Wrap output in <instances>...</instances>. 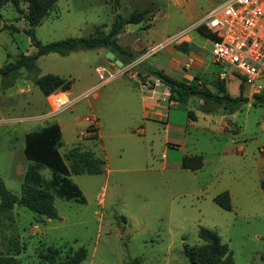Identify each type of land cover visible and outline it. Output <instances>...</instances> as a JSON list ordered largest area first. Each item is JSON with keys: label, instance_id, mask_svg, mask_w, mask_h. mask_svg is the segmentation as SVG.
<instances>
[{"label": "rangeland", "instance_id": "rangeland-1", "mask_svg": "<svg viewBox=\"0 0 264 264\" xmlns=\"http://www.w3.org/2000/svg\"><path fill=\"white\" fill-rule=\"evenodd\" d=\"M224 1L58 0L34 28L35 38L44 45L85 38L103 26L107 32L116 14L126 18L133 11L148 10L152 19L124 25L130 40L138 36L140 43L150 45L168 36L172 41L178 33H185L194 38L195 45H203L196 51L209 63L206 69H190L188 74H204V82L216 92L215 80L223 72L227 94L236 97L241 92L249 100L232 115H224L223 109H215L211 103L203 106L215 109L207 114L197 97L170 108L171 136H181L177 126L186 122L191 125L186 130V146L188 151L203 157L200 171L161 169L164 143L157 134L149 135L151 140L146 135L139 142L130 137L120 148L116 145L118 139L110 147L103 174L71 177L84 203L54 197L58 217L55 220L37 217L15 204L9 218L0 219V253H6L11 240L20 245L21 252L13 264H47L40 255L48 248L57 249L58 259H64L81 247L87 254L81 264H191L184 251L202 244L198 238L200 228L220 237L234 264H264L260 259L264 248V105L253 99L254 89L260 87L259 92L264 93V77L240 88V78L230 75L231 67L211 63L209 42L192 28ZM26 7L25 0H18V7L10 0L0 1V67L14 63L21 54L34 52L25 33ZM159 55L147 63L154 64ZM107 63L103 48L80 49L64 57L51 53L38 58L33 73L21 69L14 76L0 77V179L7 190L20 196L29 163L23 155L24 137L47 124H58L61 129V155L79 145L101 157L93 130L86 133L87 127L96 128L95 121L91 126L86 122L92 111L99 110L103 115L104 125L98 124L102 132L107 130L108 122L119 129V134H124L129 126L139 130L132 120L129 122L127 110H134L132 105L127 109L102 105L103 98L121 92L125 82L139 92L140 87L134 83L137 79L131 80L128 73L98 90V97L90 94L76 100L98 82L96 68L105 66L110 70ZM150 68L157 72L155 67ZM114 70L122 69L115 66ZM46 74L72 82L66 93L75 98L74 103L57 114L51 113L47 97L31 81ZM163 105L167 107V99ZM222 124L228 133H220ZM104 144L108 146L107 139ZM227 147L232 154L221 153ZM239 149L242 151H235ZM168 151L167 166H172L173 157L180 158L182 153L176 147ZM40 173L44 179L50 178L49 169L43 168ZM226 190L231 192L230 211L220 209L212 201Z\"/></svg>", "mask_w": 264, "mask_h": 264}, {"label": "trees", "instance_id": "trees-1", "mask_svg": "<svg viewBox=\"0 0 264 264\" xmlns=\"http://www.w3.org/2000/svg\"><path fill=\"white\" fill-rule=\"evenodd\" d=\"M57 1L25 0L27 9L23 16L28 23L25 33L30 38L34 52L27 55L21 54L14 63L0 67V77L14 76L21 69L33 73L36 70L38 58L51 53L64 57L80 49L103 48L113 53L124 66L131 62V55L118 46L117 37L122 32L124 25L139 24L145 21L147 14H149L148 10L133 11L126 18L116 14L107 32L103 30L105 27L103 26L96 28L92 34L85 38H69L43 45L35 38L34 28L41 24ZM10 2L13 6L18 7V0H10ZM197 31L202 36L207 37L201 29H197ZM154 73L155 78L169 90V100L185 104L189 98L197 97L202 100V108L206 113L220 108L226 111L228 115H232L249 100L241 92L236 97L227 94L224 80H217L216 92L213 93L202 84L196 83L197 79H194L191 84L185 85L173 81L161 72ZM230 75L232 77L237 76L233 72H230ZM137 76L142 77L141 75ZM31 81L45 97L56 91L66 92L72 84L69 79L52 74L33 77ZM240 88H243L241 82ZM253 99L255 100L254 103L264 105L263 92L254 94ZM207 103L215 105L216 108L203 107ZM91 130L94 132L93 140H95L96 146H99L97 128L87 127L86 133ZM235 133L236 130L233 131V134ZM60 147H62L61 130L55 123L25 135L23 155L29 164L24 173L21 193L19 197L16 196L6 189L0 179V219H8L15 204L24 207L37 217L55 220L58 217L53 205L54 197L84 203L81 191L71 177L103 174L106 166L103 154L101 152V157H98L93 151L82 150L79 145H75L68 149L65 155H61L59 153ZM202 166L203 157L201 155L184 156L180 161V168L190 172L197 171ZM43 168L50 170L51 174L48 180L41 176L40 172ZM262 186L264 187V182ZM212 201L224 211H230L232 208L227 191L214 196ZM198 238L202 241L200 246L185 248L184 251L191 264H234L227 245L221 242L220 237L214 231L200 228ZM20 252L19 243L16 240H11L6 253H0V264H13L14 257ZM86 255V250L81 247L69 253L64 259H58L59 251L48 248L44 254L40 255V259L47 264H81L86 259ZM260 259L264 262V248Z\"/></svg>", "mask_w": 264, "mask_h": 264}, {"label": "crops", "instance_id": "crops-1", "mask_svg": "<svg viewBox=\"0 0 264 264\" xmlns=\"http://www.w3.org/2000/svg\"><path fill=\"white\" fill-rule=\"evenodd\" d=\"M147 18L152 19V15L147 14L145 20ZM124 28L125 26H123L122 32L117 37V44L127 54L131 55V62L125 66L123 65L121 67L122 70H114V67L116 66L115 63L113 61L107 60L108 63L106 65L109 67L110 69L109 72H111L114 77L104 85L99 86V83L97 82L95 85L91 86V88L94 89L91 95H93L94 98L98 97L97 96L98 90H100L101 88L107 85H111L121 75H125L128 73L130 74L131 80L137 79V81L134 80V83L138 85V88L140 87L138 93L135 92L133 88L129 87L130 85L128 84V82H125L124 88L120 90L121 92L118 93L112 92L107 94V96H105L102 100V105L104 106V108L105 105H107L110 109L121 108V107L127 109V108H131L132 105L135 109L127 110V113L130 114L129 122H131L132 120L133 121L132 125H134V127H138L139 130L135 131L133 130V128H130L129 126L127 130L124 129V134H119L118 132L119 129L117 130L116 127L111 126V123L108 122L107 120L109 126L107 130L102 132V130H100L101 129L100 126L98 128V124H100L101 127L104 125L103 115L102 113L99 112V110L97 112L92 111L91 116L95 119L97 136L100 142L98 146L99 150L100 149L102 150L101 152L105 159L106 166H108V162H109L108 153L110 151V147L112 143H114L116 140L119 139V141H116L117 143L116 145L117 147L120 148L121 145L123 146L124 140L125 139L128 140L130 137L136 139L137 142H139V141H143L142 139H145L146 135L149 138V135L150 137H154V135L157 134L158 136L161 137V140L164 143V151L162 157L165 158H163L164 160L161 161V166H162L161 169H166L168 167L180 168V161L184 156L200 155V154H195V152H190V150L189 151L187 150L188 148L186 146V130L187 127L188 126L190 127L191 125H189V123L186 122V124H184L183 126H177L178 130L182 131L181 136L180 135H179L180 137L171 136L170 133L171 123H170L169 110L170 108H173L179 103L169 100V90L164 85H162L155 77L142 76V75H141L142 77H139L137 75L132 74L131 69H133L136 66H143L147 70L151 71L150 67L152 66L153 68L155 67L158 72H161L162 74L169 77L173 81L178 83H183L185 85H189L194 81V79H197L196 83L202 84L204 87L208 88L211 92L214 93V87L210 88L207 86L206 82H204L205 80L204 74L198 75L196 73V75L193 76L188 74V71L190 69H195L196 71L198 70L200 71L207 68L209 63L208 62L206 63V60L199 53H197V51H199L200 48L203 49L204 47L203 45L202 46L195 45L193 43L194 38L189 37L188 35H184L182 39L176 42H169V38L171 36H168L165 37L164 39L159 40L156 44H153V42H151L150 45H146L140 43L138 36H134V38L130 40L127 37L130 33H128ZM198 34L201 35L200 33ZM207 41L209 42L208 39ZM158 44H162L163 47L161 49H155L154 47L157 46ZM208 45L210 52V42ZM107 52L108 51L104 49V53ZM158 54L160 55L158 57V60H156L154 64L152 62H150L149 64L147 63L150 61V59H152L154 56ZM211 63H214V61L212 60ZM101 68L106 69L105 66ZM152 72L154 73V71ZM222 74L224 75V77L221 79ZM225 77L226 75L223 72L220 73L218 76L220 80H224V81H225ZM218 78L215 80V82L218 80ZM166 99H167V107L163 105V102H165ZM47 101H48V97H47ZM106 109L110 110L108 108ZM224 113H225L224 115H228L226 111H224ZM188 117H191L192 119L195 120V116L192 113L191 114L188 113ZM48 125L50 124H47V126ZM219 130L220 133L223 134L228 133L227 132L228 129L225 124H222ZM233 131L234 130H231L232 133ZM136 135L142 137L140 138L139 136ZM105 139H107L108 141V146H105L104 144ZM101 144L103 146H101ZM107 147L108 150H106ZM174 147H176L178 151L181 150L182 155L179 156L180 158H178V156L173 157L174 160H171L172 166H167V158L169 152L168 150L169 148H174ZM235 151L240 152L242 150L239 149ZM221 153L228 155V154H232V151L229 150V148L227 147L223 149ZM203 165H204V159H203ZM201 169L197 171H200ZM226 191L229 193V196L231 197L230 190H226Z\"/></svg>", "mask_w": 264, "mask_h": 264}, {"label": "built area", "instance_id": "built-area-1", "mask_svg": "<svg viewBox=\"0 0 264 264\" xmlns=\"http://www.w3.org/2000/svg\"><path fill=\"white\" fill-rule=\"evenodd\" d=\"M201 29L210 42V54L215 64L229 66L243 85H252L264 77V0H226L211 9L192 27ZM185 33H178L172 41H179ZM162 44L155 46L161 49ZM99 86L114 76L104 68H96ZM224 75H221V79ZM260 87L253 92L259 93ZM93 88L83 92L76 100L92 94ZM74 99L66 92L56 91L48 96L51 113L69 108ZM92 117V116H91ZM86 118L88 126L95 119Z\"/></svg>", "mask_w": 264, "mask_h": 264}, {"label": "water", "instance_id": "water-1", "mask_svg": "<svg viewBox=\"0 0 264 264\" xmlns=\"http://www.w3.org/2000/svg\"><path fill=\"white\" fill-rule=\"evenodd\" d=\"M106 59L109 60V61H113L117 67H122L123 66L122 62L119 61L115 57V55L113 53H111V52H107L106 53ZM131 73L134 74V75H142V76H152V77H155V73L147 70L143 66H136V67H134L133 69H131ZM252 101H254V100L252 99Z\"/></svg>", "mask_w": 264, "mask_h": 264}]
</instances>
